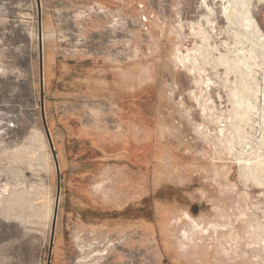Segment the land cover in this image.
Listing matches in <instances>:
<instances>
[{"label":"rangeland","instance_id":"374dc122","mask_svg":"<svg viewBox=\"0 0 264 264\" xmlns=\"http://www.w3.org/2000/svg\"><path fill=\"white\" fill-rule=\"evenodd\" d=\"M205 2L218 51L182 61L202 49L198 24L211 27ZM40 7L60 180L50 264H264L258 34L227 28L214 0ZM252 17L264 37V0ZM56 190L36 0H0V264H46Z\"/></svg>","mask_w":264,"mask_h":264},{"label":"bare ground","instance_id":"6f19581e","mask_svg":"<svg viewBox=\"0 0 264 264\" xmlns=\"http://www.w3.org/2000/svg\"><path fill=\"white\" fill-rule=\"evenodd\" d=\"M214 1H215V3L220 2V8H221L222 15L226 18V21H227V28H231L234 25H242V27H245V29L251 28L256 34H258V37L262 42L261 43L262 50L260 51V55L262 57H264V37H263V34L260 32V28H259L256 20L252 17L253 0H214ZM258 1L262 2L263 0H258ZM205 6L208 10V14L205 17V25H211V27L208 29L206 26H202L201 24H198L197 31H195V33L199 36V39L201 41V48L202 49H200L198 47L197 48V51H198L197 55L198 56L194 55V57H192V58L188 57L189 54L187 53L186 55H184V59H182V61L186 60L187 62H190V61L192 62L193 60L195 61V59L198 57H202V56L203 57H207V56L210 57V56H212L214 51H218V45L216 43L211 44L210 41H211L212 37L209 33V30L213 31L216 29L214 26H212V24L214 23L213 19L216 17V9L213 6H209L206 2H205ZM252 56H255V55H252ZM254 58H256V57H254ZM207 59H208V57H207ZM217 59L221 63L225 64L226 69H228L230 67V64H229L230 61H229V58L226 54L219 53V57ZM262 60H263V58H262ZM193 69L195 70L196 67L194 66ZM198 71H200V70L198 69ZM250 90H251V88H250ZM253 94H254V98L256 100L257 97L259 96V95L257 96L258 92L256 93V90H255L253 92ZM261 96H263L262 99H264V94H262ZM237 101L241 102V100H237ZM246 107H249L251 109H258V108H256V104H254L250 100L246 101ZM263 109H264V105H263ZM263 109L261 108V110H263ZM246 116H247V113L245 111V118H246ZM262 118H263V116H262ZM247 119H249V117H247L246 120ZM263 124H264V122H263ZM262 128H263V126H262ZM260 133H261L260 136L257 138L255 137V139L258 141L257 143L260 144L259 146H262L261 143H263V140H264V131H262ZM248 143H249V141H248ZM258 164H259V162H257V161L252 162L249 157L247 159L245 158V176L248 177L249 173H251L250 175H253L252 170L255 169L256 167H258ZM261 164H263V163H261ZM259 167H260V169L263 168V166L261 167V165H259ZM259 170H256V171H259ZM255 176H254V178H256ZM257 180L259 183H261L259 181V179H257Z\"/></svg>","mask_w":264,"mask_h":264},{"label":"water","instance_id":"95a60500","mask_svg":"<svg viewBox=\"0 0 264 264\" xmlns=\"http://www.w3.org/2000/svg\"><path fill=\"white\" fill-rule=\"evenodd\" d=\"M37 5V23H38V49H39V91H40V110H41V116L43 121L44 130L48 139L49 146L51 148L55 168H56V174H57V190L55 195V204L53 209V216H52V222H51V231H50V238H49V247H48V253H47V260L46 264H50V258L52 254V245H53V239H54V233H55V225H56V216H57V210H58V201H59V189H60V180H59V165L56 158V154L54 151L53 143L48 131V127L46 125L45 121V115H44V109H43V61H42V29H41V7H40V0H36Z\"/></svg>","mask_w":264,"mask_h":264}]
</instances>
